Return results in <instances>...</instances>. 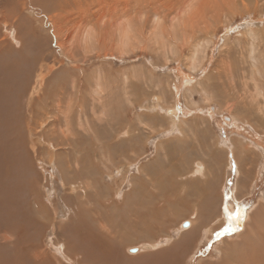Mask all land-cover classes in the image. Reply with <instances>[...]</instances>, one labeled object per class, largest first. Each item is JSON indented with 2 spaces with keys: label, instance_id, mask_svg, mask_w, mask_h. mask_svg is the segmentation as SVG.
I'll list each match as a JSON object with an SVG mask.
<instances>
[{
  "label": "rangeland",
  "instance_id": "rangeland-1",
  "mask_svg": "<svg viewBox=\"0 0 264 264\" xmlns=\"http://www.w3.org/2000/svg\"><path fill=\"white\" fill-rule=\"evenodd\" d=\"M30 1L20 7L24 9L20 15L24 19L20 26L25 25L23 52L0 54V229L9 228L5 217L15 215L8 212L11 207L18 220L12 249L0 247V255L14 254L15 264H79L87 246L80 231L86 226L97 231L98 219L75 212L84 208L81 197L78 203L72 198L71 185L80 191L88 177L94 187L107 193L108 206L100 220L111 238L102 251L95 248L96 261L85 259L81 264H257L251 249L244 257L240 249L241 235L247 230L264 232L257 228L264 222V212L261 216L254 213L256 207L264 206V0ZM186 7L194 8L186 11ZM85 26L91 30L89 40L82 37ZM193 51L196 61L191 64ZM40 53L44 57L38 60ZM17 56L30 63L25 70L29 84L37 67L42 62L45 66L41 90L35 92L43 95L46 113L39 115L36 124L54 133L44 132L55 144L53 159L46 149L49 141L38 158L16 154L15 145L26 143V135H31L24 129L29 95L20 89L18 70L23 68H18ZM155 94L158 101L152 102ZM34 104L37 108L40 101ZM170 104L179 108L178 120L183 118V125L192 129L190 137H199V146L197 140L167 141L178 129V123L172 126L165 113ZM65 112L70 125L64 120ZM169 143L177 147L171 156L156 150ZM236 146L241 154L235 153ZM108 155L110 162H106ZM21 158L25 162L20 163ZM182 160H188L187 168ZM196 160L204 164L205 176L185 177ZM150 176L164 188L154 199L151 193L157 190ZM89 199L99 205L95 197ZM157 201L152 210L149 204ZM194 206L199 215L192 231L185 229L181 240L194 238L195 243L186 241L177 249L172 246L180 239L177 225ZM97 211L99 207L95 211L99 217ZM214 216L220 221L222 216L228 224L216 227L219 220L209 221ZM55 222L62 224L61 241L69 246L65 253L53 244ZM208 222L213 229L202 241L198 229ZM149 241L157 244L143 249ZM134 245L141 247L136 255L127 250ZM220 248L226 251L224 255ZM239 254L242 258L236 257Z\"/></svg>",
  "mask_w": 264,
  "mask_h": 264
},
{
  "label": "bare ground",
  "instance_id": "bare-ground-1",
  "mask_svg": "<svg viewBox=\"0 0 264 264\" xmlns=\"http://www.w3.org/2000/svg\"><path fill=\"white\" fill-rule=\"evenodd\" d=\"M24 1H26V0H0V54L2 55V56H4V54L5 53H10V52H18V53H22L23 52V48L25 47L24 45V38H23V34H22V28H24L25 27V25H24V27H22L23 25L21 24V22H23V18L20 16V15H23L24 13H22L21 14V11H20V7H25L24 5H25V3L26 2H24ZM30 1V0H29ZM33 1V0H32ZM41 1V0H40ZM44 1V0H43ZM43 1H41V3L43 2ZM48 1V0H47ZM52 1V0H51ZM59 1V0H58ZM61 1V0H60ZM76 1V0H75ZM105 1V0H104ZM193 1H197V0H193ZM31 2V1H30ZM188 2V1H187ZM198 3H199V1H197ZM201 2V1H200ZM206 2V1H205ZM34 3V2H33ZM39 3V2H38ZM45 2H43L42 4H44ZM61 3V2H60ZM59 4V3H58ZM57 4V5H58ZM183 4V3H182ZM186 4V3H185ZM192 4V3H191ZM191 4H189V5H191ZM195 4V3H194ZM46 5H47V2H46ZM45 5V6H46ZM60 5V4H59ZM116 5V4H115ZM196 5L198 6V4L196 3ZM195 5V6H196ZM202 5V4H201ZM39 6V5H38ZM128 6V5H127ZM139 6V5H138ZM184 6V5H183ZM196 6V7H197ZM40 8L42 7V6H39ZM44 7V6H43ZM59 7V6H58ZM105 7H107V6H105ZM190 7V6H189ZM199 7V6H198ZM197 7V8H198ZM22 8V9H23ZM191 8H194V7H191ZM190 8V9H191ZM42 9V8H41ZM44 9H46V8H44ZM104 10H105V8H103ZM185 9H187V7L185 8ZM189 8L186 10V11H189L190 10ZM196 9V8H195ZM37 10H39L38 8H37ZM71 10V9H70ZM86 10V9H85ZM88 10V9H87ZM87 10H86V12H87ZM102 10V9H101ZM109 10H110V8L108 9V12H109ZM196 10H198V9H196ZM23 11H24V9H23ZM22 11V12H23ZM83 12H84V10H82ZM98 11H100V10H98ZM107 11V10H106ZM106 11H103L104 13H106ZM141 11V10H140ZM194 11V10H193ZM31 12V11H30ZM68 12V11H67ZM72 12V11H71ZM102 12V11H101ZM100 12V13H101ZM136 12V11H135ZM134 12V13H135ZM177 12H178V10H177ZM74 13H75V11H74ZM77 13H79V12H77ZM100 13L98 14V16L96 15V14H94V16L96 15L98 18H99V15H100ZM103 13V14H104ZM82 14H85V13H82ZM81 14V15H82ZM101 15V17L102 16H104V15H106V14H104V15ZM112 14V13H111ZM181 14V13H180ZM71 16H72V14H70ZM75 15V14H74ZM25 16H26V14H25ZM60 16H62V15H60ZM85 16V15H84ZM91 16V15H90ZM95 16V19L97 18ZM110 16V15H109ZM111 16H115V14L113 15H111ZM111 16H110V18H111ZM125 16V15H124ZM177 16V15H176ZM207 16V15H206ZM59 17V16H58ZM77 17H79V16H77ZM81 17L82 16H80L79 18L81 19ZM117 17V16H116ZM126 17V16H125ZM65 18V17H64ZM63 18V20H65ZM74 18V17H73ZM84 18V17H83ZM88 18H89V16H88ZM131 18V17H130ZM155 18H156V16H155ZM57 19V18H56ZM58 19H60V17L58 18ZM78 19V18H77ZM94 19V20H95ZM129 19V18H128ZM132 19V18H131ZM62 20V19H61ZM69 20V19H68ZM76 20V19H75ZM89 20V19H88ZM73 21H74V19H73ZM80 21V20H79ZM85 21V20H84ZM83 20H82V23L84 22ZM93 21V20H92ZM99 21H100V23H101V19L100 20H98L97 21V25L96 26H98V23H99ZM116 21V20H115ZM120 21V20H119ZM173 21V20H172ZM171 21V22H172ZM27 22V21H26ZM29 22V21H28ZM66 22V21H65ZM64 22V23H65ZM88 21H86L85 23H84V25H87L88 23H87ZM96 22V21H95ZM104 22V21H103ZM102 22V23H103ZM105 22H106V20H105ZM117 22V21H116ZM126 22H127V20H126ZM129 22V21H128ZM61 23V22H60ZM68 23V22H67ZM67 23H65V24H67ZM78 23V22H77ZM81 23V22H80ZM87 23V24H86ZM99 23V24H100ZM156 23H157V21H156ZM79 24V23H78ZM114 24H117L118 25V22L117 23H114ZM120 24V23H119ZM20 25H22V26H20ZM67 25H69V24H67ZM74 25V24H73ZM76 25V24H75ZM91 25H94V22H93V24L91 23ZM108 25V24H107ZM121 25H124V24H121ZM66 26V25H65ZM79 26V25H78ZM158 28H159V31L160 32H162L163 31V29H160V24H158ZM163 26V25H162ZM175 26H177L176 24H175ZM72 27V26H71ZM73 27H75V26H73ZM81 27H83L82 25L80 26V28ZM125 27V26H124ZM171 27V26H170ZM28 28H30L31 30H35L33 27L31 28V26H29ZM79 28V27H78ZM80 28H79V30H78V32H81V30H80ZM29 29V30H30ZM74 29V28H73ZM82 29V28H81ZM94 29V28H93ZM155 29V28H154ZM21 30V31H20ZM61 30V29H60ZM66 30V29H65ZM69 31H71L70 29H68ZM74 31V30H73ZM105 31V30H104ZM75 32H77V31H75ZM74 32V33H75ZM124 32V31H123ZM4 34L5 35V37H1V35L2 34ZM29 33L31 34L32 32L31 31H29ZM35 33V32H34ZM56 33V32H55ZM71 34H73L72 33V31L70 32ZM69 33V34H70ZM92 33H95V31L93 32L92 31ZM158 33V32H157ZM33 34V33H32ZM31 34V35H32ZM76 34V33H75ZM124 34H125V36H127V34H126V32H124ZM34 36L35 35H37V34H33ZM32 35V36H33ZM79 36V34H76V36ZM91 35V30L89 29V28H86V26L83 28V31H82V37H83V39L84 40H86V39H88V36H90ZM103 35V34H102ZM100 36V35H99ZM142 36V35H141ZM144 36V35H143ZM80 37V36H79ZM104 37V36H103ZM113 37V36H112ZM73 38V37H72ZM253 38V37H252ZM81 39V38H80ZM83 39H82V42H83ZM104 39V38H103ZM113 39V38H112ZM111 39V40H112ZM74 40V39H73ZM89 40V39H88ZM108 40H109V38H108ZM123 40V39H122ZM104 41V40H103ZM87 42V41H86ZM86 42H84V43H86ZM250 42V41H249ZM17 43L19 44V45H17ZM197 42H195V44H196ZM253 43V42H252ZM198 44L199 43H197V46H198ZM253 45V44H252ZM124 46V45H123ZM45 47V46H44ZM72 47V46H71ZM70 47V48H71ZM253 47V46H252ZM7 48H9L10 50H8ZM43 48V47H42ZM196 48V47H195ZM198 53V52H197ZM255 53V52H254ZM264 53V52H263ZM14 54H16V53H14ZM199 54V53H198ZM197 54V55H198ZM249 55V54H248ZM257 55V54H256ZM255 55V56H256ZM39 56V59L38 60H41V57L43 58L44 56H41V53H40V55H38ZM196 54H195V51H193L192 53H191V55H190V61H191V64H194V62L196 61ZM15 59H17L18 61H19V63L20 64H18L19 65V67L18 68H23V70H18L19 71V76H18V78L19 79H22L21 80V82H22V84L20 85V89H21V91H22V93L23 94H27V95H29L27 98V112H26V118H24V122H25V128L24 129H26L25 130V133L26 134H31V135H26L27 136V138H28V141L26 142V143H23V144H18L17 143V145H15V148H16V154L18 155V154H20V152L23 154V156H30V157H33L34 159L35 158H38L40 155H41V153H42V149H43V147H44V143H47L48 144V142L47 141H49V147L47 148L46 147V149H48V151L51 153V154H49L50 155V158L51 159H53L52 157H54V156H52L53 154H52V152H53V149H55L56 147H55V144L52 142V139H49L46 135H45V133L44 132H47V133H50V134H54L53 132L51 133L50 131H52L51 129H50V131H49V128H48V130H47V128H46V130L44 129L45 127H43L42 128V124H39V125H37L36 123H37V119H38V117H39V115L40 114H42V113H46V110H45V107L43 106V103L41 102V96H43L40 92L37 94L36 92H35V90L36 89H38L39 91L41 90V82L44 80V75H45V73L43 72V70L45 69L44 67H43V62L37 67V72L35 73V75H34V77H33V80H32V82L29 84V81H30V78H29V75H27V77L25 76V70H26V67H28L29 65H30V63H29V61H25L21 56L19 57V56H17V57H15ZM28 59V58H27ZM26 59V60H27ZM14 63H15V61L13 60V59H11ZM255 61H256V59H255ZM257 62H259L258 60H257ZM253 63H256V62H253ZM39 64V63H38ZM46 65V64H45ZM49 65L50 64H48V67H49ZM255 65V64H254ZM256 65H258V63L256 64ZM153 67V66H152ZM191 67H192V65H191ZM258 67V66H257ZM12 68V67H11ZM42 68H43V70H42ZM193 68V67H192ZM28 70H29V68H28ZM260 70H261V68H260ZM259 70V72H261ZM47 71V70H46ZM53 71V70H52ZM255 71V70H254ZM30 72V71H29ZM47 74H48V71H47ZM49 77V76H48ZM73 85V84H72ZM97 87V86H96ZM99 87V86H98ZM97 89V88H96ZM97 91V90H96ZM259 91V94H260V90H258ZM74 93V92H73ZM22 94V95H23ZM34 94H37V95H35L34 96ZM99 94V93H98ZM172 94V93H171ZM41 95V96H40ZM24 100V99H23ZM40 101V104H39V107H37V108H35V104H34V102L36 103V102H39ZM158 101V97L156 96V94L155 95H153L152 96V102H157ZM171 105V104H170ZM154 106V105H153ZM44 107V108H43ZM152 107V106H151ZM167 108H165V110H166V115H168L169 116V120H171V123H172V126H175V124L176 123H178V126H176V128L178 127V129L176 130V132H175V135H172L171 137L172 138H167L168 140L167 141H169V140H173V139H175V140H173L172 142H177V143H185V142H187V141H193L194 142V140H197V142L195 143V145L197 144L198 146L200 145V139H198L199 137H197V138H195L194 137V134L190 137L188 134L189 133H193V131H192V129L190 128V127H187V126H184L183 125V123H182V119L179 117V120H178V116H179V111H178V107H177V109H176V107L174 106V104L173 105H171V106H166ZM149 108V107H148ZM153 108V107H152ZM164 108V107H163ZM60 109V108H59ZM58 109V110H59ZM151 110V109H150ZM24 112V111H23ZM57 113H58V111H56ZM68 112V111H67ZM67 112H65V122L66 123H68L69 125H70V123H71V118H69L68 117V113ZM164 112V111H163ZM165 115V116H166ZM24 116V115H23ZM46 117V116H45ZM198 117V116H197ZM236 120V119H235ZM203 121V120H202ZM233 121V120H232ZM40 121H38V123H39ZM41 123V122H40ZM230 124V123H229ZM66 125V124H65ZM33 126L35 127V128H33ZM36 127H38L39 129L38 130H35L36 129ZM220 127V126H219ZM70 128V126H67L66 125V130H68ZM184 128H186V129H184ZM23 129V128H22ZM195 131V130H194ZM131 131H128V133H130ZM122 133H124V132H122ZM19 134L20 133H18V137H19ZM50 134H48V135H50ZM46 138V139H45ZM23 139V138H22ZM19 141V140H18ZM17 141V142H18ZM16 143V142H15ZM99 143V142H98ZM202 144V143H201ZM197 147V146H196ZM100 149H101V147H99ZM236 148H237V146H236ZM50 149V150H49ZM161 150V154H163L164 156H166V155H172V153L174 152L175 153V151L177 150V147L174 145V143H169V144H166V146H165V144H161V146H157L156 147V150ZM198 149V148H197ZM229 149V148H228ZM52 150V151H51ZM55 151V150H54ZM57 151V150H56ZM238 152L241 154V149L238 147L236 150H235V153L238 155ZM187 153V152H186ZM192 153V152H191ZM21 155V154H20ZM20 155H19V157H20ZM32 155V156H31ZM182 155L184 156V158L186 159L187 157H186V155H184V153H183V151H182ZM191 155V154H190ZM69 156V155H68ZM114 156V155H113ZM183 156H181V159L183 158ZM70 157V156H69ZM201 157V156H200ZM25 158V157H24ZM24 158H21V159H19L20 160V163H22V162H25V160H24ZM26 159V158H25ZM56 159V158H55ZM110 159H111V157L108 155V156H106V162L107 161H109L110 162ZM168 159V158H167ZM180 159V158H179ZM27 160V159H26ZM70 160V159H69ZM78 160V159H77ZM195 160V159H194ZM73 161V160H72ZM240 161V159H238V161H237V164L239 165V162ZM7 162L8 161H5V166L4 167H6L8 170H9V168L7 167ZM19 162V161H18ZM69 162V161H68ZM189 162H188V160H186V162H185V160H182V162H181V164L183 165V167H185V168H187V166H185L184 164H188ZM192 164V163H191ZM68 165V164H67ZM69 166V165H68ZM240 167H241V165H239ZM117 168H118V166H117ZM119 169V168H118ZM122 169V168H121ZM184 170L185 169H183V172H184ZM119 171V170H118ZM117 171V172H118ZM186 176L185 177H189V178H194V177H196V175H199L200 177H204L205 176V166H204V164L202 163V161H199V160H196V161H194V163H193V166H191V169H190V171L187 173H184ZM185 177H183V178H185ZM182 178V177H181ZM217 178V177H216ZM87 179V182H82V186H79V190L80 191H77V188H76V186L75 185H71V189L73 188L74 190H75V193L73 194V199L75 200V199H77V198H79V197H81L82 198V205H83V211H75L76 213H81V214H85V218H88L86 215H90L91 214V217H94L95 219L97 218L98 219V223L96 224V228H97V231H95V233L96 234H94V237L91 239V234L94 232L93 231V228H92V226H91V229L90 228H88V226H86L87 228H84V226H83V228L85 229L84 230V232H83V230H81L80 232L81 233H83V237H84V243L86 242L87 243V246H86V249L84 250V252H83V257H82V259H81V261H80V263L79 264H81L82 262H84L85 261V259L86 260H88L89 262H94V261H96V259L94 258V252H95V248L97 249V250H101L102 251V248H104L105 247V245H107V239L109 238H111V236H110V234L108 233L109 232V230H108V227H107V225L106 224H104L105 222H102L100 219L102 218V216H103V214H105L106 212H104V210H105V207H107L108 205L106 204V198L104 199V197H106V192L105 191H103V188H102V190H100V189H97L96 187H94V181H92V180H90L88 177L86 178ZM101 179H104V176L102 175V177H101ZM149 179V182H150V184L152 185V187L154 188V189H156L157 190V193H155V191H153L152 190V193H151V195H152V197H151V195H150V197L151 198H156V196H158V195H161L162 194V190H164V188L162 187V185H161V182L160 181H158L157 182V179L155 178V179H153L151 176L148 178ZM181 183H184L182 180H179ZM72 183H73V181H71ZM81 183V182H80ZM144 183V182H143ZM241 182H238V185L240 184ZM221 184V183H220ZM143 185V184H142ZM144 185H145V183H144ZM219 185V184H218ZM238 185H237V187H238ZM240 185H242V184H240ZM160 186V187H159ZM243 186V185H242ZM165 187V186H164ZM107 188V187H106ZM219 188V187H218ZM72 189V190H73ZM147 189V188H146ZM12 190V189H11ZM73 190V191H74ZM151 190V189H150ZM235 191H238V189L236 188L235 189ZM6 193H7V191H5ZM79 192V193H78ZM147 192V191H146ZM239 192V191H238ZM12 193V192H11ZM117 194H118V192H117ZM8 195V194H7ZM3 196V194L1 195V197ZM113 196H115V194L113 195ZM90 197H95V201H97L98 203H99V205H97L96 204V202L95 203H93V202H91L92 200H90L89 198ZM114 199L115 200H117V197H114ZM78 200L79 199H77V200H75V203H76V201H77V203H78ZM109 200V199H108ZM114 200V201H115ZM13 202V201H12ZM208 202V201H207ZM264 202V201H263ZM75 203H73V205H75ZM160 202L159 201H157L156 203H153V202H151V204H153V205H151V204H149V206H151V209L152 210H155L156 208H157V205L159 204ZM213 203V202H212ZM10 204H12V203H10ZM80 204V203H79ZM79 204H77V205H79ZM90 204V205H89ZM91 204L93 205V206H91ZM110 204H112V203H110ZM24 205V204H23ZM195 205V204H194ZM12 206H13V204H12ZM94 206H97V207H99V211H97L98 212V214H99V217L96 215V213H95V211H96V209H97V207H94ZM114 204H113V208L112 209H114L115 210V208H114ZM210 206V205H209ZM231 206H229V208H230ZM26 208V207H25ZM74 208V207H73ZM79 208V207H78ZM257 209H256V211H254V213L256 212L257 214H259L260 213V216H261V214L264 212V211H262L263 210V208H264V206L262 205V206H260V207H256ZM15 209V208H14ZM81 209V208H80ZM104 209V210H103ZM216 210V209H215ZM232 210V209H231ZM259 211H261V212H259ZM8 212H15V215L14 214H10V213H8L7 215H6V217H5V220H6V223H7V225L9 226V228H7V229H4V230H1L0 229V247H3V246H7V247H9V246H11V244H13V241H14V238H15V228H17V219H16V209L15 210H13L12 211V207L8 210ZM28 214V213H27ZM256 214V215H257ZM198 215H199V212H198V208H197V206H194L193 207V212L192 213H190V215H189V217L188 218H186L184 221H182V222H180L178 225H177V227H178V230H179V233L177 234V236L176 237H178V238H180L178 241H175L173 244H172V246H175L177 249H181V247H183V246H185L188 242H191V243H188V245L189 244H194L195 243V240L196 239H189V240H181V238H183V232H184V230L185 229H187V231L189 232H191L192 231V229H193V225H194V223H195V220H196V218L198 217ZM221 215V214H220ZM256 215H252V216H256ZM224 216V215H223ZM18 217V216H17ZM249 217V216H248ZM221 218V220L222 221H220V219H219V217H216V216H214L212 219H210L209 221L210 222H212L213 224H215V219H216V221L217 220H219V222L221 223V224H219L218 223V226L216 225V227H218L219 228V225H220V228H222V227H225V224L224 223H226V224H228V222H227V220L224 222V219L222 218V216L220 217ZM1 217H0V221H1ZM4 219V218H3ZM91 219V218H90ZM256 219H257V217H256ZM17 220V221H16ZM84 220V219H83ZM86 220V219H85ZM93 220V219H92ZM258 220V219H257ZM256 220V221H257ZM21 221V220H20ZM22 221H24L23 219H22ZM97 221V220H96ZM214 221V222H213ZM36 222H38V221H36ZM253 222V221H252ZM26 223V222H25ZM69 223V222H68ZM73 223H79V222H73ZM72 223V224H73ZM254 224H255V222H253ZM1 224V223H0ZM20 224V223H19ZM53 224V223H52ZM208 224H209V222L206 224V225H204V226H202L200 229H198L200 232L198 233L199 235H200V237H201V240H202V236H204V235H206L207 233H209V230H211V229H213V227L211 226L210 228L208 227ZM211 224V223H210ZM25 225V224H24ZM28 225V224H27ZM51 225V224H50ZM1 226H3V224L1 225ZM1 226H0V228H1ZM214 226V225H213ZM227 226V225H226ZM250 227H251V225H249ZM248 226V227H249ZM61 227H62V224L60 223V222H58V223H54L53 225H52V230H53V232H54V240H53V244L56 246L55 248H57L59 251H60V249H61V251L63 252V253H65V248H68L69 246H67L66 245V240H64L63 242L61 241V234H60V232H61ZM216 227H215V229H216ZM247 227V228H248ZM26 228V227H25ZM99 228V229H98ZM208 228V229H207ZM217 228V229H218ZM256 228V227H255ZM259 230H264V222H260L259 223V227H257ZM256 228V229H257ZM24 229V228H23ZM59 229H60V231H59ZM78 229V228H77ZM112 229V228H111ZM216 229V230H217ZM252 229V228H251ZM250 229V230H251ZM250 230H247L246 232H247V234H246V232H245V234L246 235H244V236H242L241 235V239H242V249H240V250H242V257H244L245 256V254H246V250L249 248V251H250V249H251V254H252V257L254 256L255 257V259H253V260H255L256 262H257V264H264V232H259V233H253V229L250 231ZM143 232V231H142ZM175 232V231H174ZM24 233V232H23ZM62 233V232H61ZM77 233H79V232H77ZM253 233V236L251 237V234ZM63 234V233H62ZM79 235V234H78ZM77 235V236H78ZM93 235V234H92ZM183 235V236H182ZM80 236V235H79ZM81 236V237H82ZM171 236V235H170ZM210 236V235H209ZM246 236H248L247 237V239H246V241L244 242V238L246 237ZM251 237V238H250ZM77 238V237H76ZM199 238V237H198ZM207 239V238H206ZM76 240V239H75ZM81 239H79V242H80V244L83 242H81L80 241ZM173 240H175V238L173 239ZM199 240V239H198ZM205 240V239H204ZM78 241V240H77ZM111 241H112V239H111ZM162 241V240H161ZM160 241V242H161ZM165 241L166 242H168V241H170V239H165ZM186 241H188V242H186ZM203 241V240H202ZM233 241V240H232ZM238 241L239 240H237L236 242H237V244H238ZM240 242H241V240H240ZM244 242V243H243ZM112 243V242H111ZM63 244H64V246L65 247H63ZM143 244V243H142ZM157 244V242H154V241H149V242H145L144 244H143V246H141L143 249H146V250H150V249H152L155 245ZM232 244V243H231ZM71 245V244H70ZM235 246H237V245H235ZM140 246H138V245H134L133 247H128L127 248V250H128V252L130 253V254H133V255H136V253H137V251H139V249L141 248ZM10 249H12L11 247H9ZM8 248V249H9ZM106 248V247H105ZM108 248V247H107ZM115 248V247H114ZM238 248V247H237ZM225 250H227L226 249V247L224 248ZM239 249V248H238ZM3 250V249H2ZM225 250H222L221 248L219 249V253L221 252L223 255L226 253V251ZM234 251V250H233ZM10 252V251H9ZM22 252V251H21ZM78 252H80V251H78ZM151 252V251H150ZM158 252V251H157ZM241 252V251H240ZM5 253V252H4ZM66 253H67V251H66ZM68 253H69V251H68ZM105 253V252H104ZM159 253V252H158ZM102 254V253H101ZM111 254V253H110ZM153 254V253H152ZM178 254V253H177ZM251 254H249V255H251ZM88 255H90V256H92V258L93 259H89L88 258ZM162 255V254H161ZM14 254H8V255H0V264H15V259H14ZM105 256V255H104ZM168 256V255H167ZM176 256V255H175ZM178 256V255H177ZM156 257V256H155ZM154 257V258H155ZM224 257L225 256H222V258L224 259ZM230 257V256H229ZM233 257V256H232ZM237 258L239 257H241V254H239V255H237L236 256ZM241 257V258H242ZM131 258V257H130ZM21 259H22V257H21ZM35 259H37V258H35ZM34 259V260H35ZM40 259V258H39ZM57 259H59L58 261H61V259L60 258H57ZM112 259V258H111ZM143 259V258H142ZM151 259V258H150ZM173 260V259H172ZM175 260V259H174ZM248 260V259H247ZM100 261V260H99ZM141 261V260H140ZM168 261V260H167ZM166 261V262H167ZM240 261V260H239ZM102 262V261H101ZM144 262V261H143ZM162 262H165V261H162ZM221 262V261H220ZM62 263V262H61ZM76 263H78V262H76ZM122 263V262H121ZM152 263V262H151ZM160 263V262H159ZM60 264V263H59ZM75 264V263H74ZM110 264V263H109ZM228 264H229V262H228Z\"/></svg>",
  "mask_w": 264,
  "mask_h": 264
}]
</instances>
